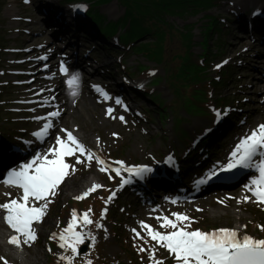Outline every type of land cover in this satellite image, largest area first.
Returning <instances> with one entry per match:
<instances>
[{
  "label": "rangeland",
  "instance_id": "1",
  "mask_svg": "<svg viewBox=\"0 0 264 264\" xmlns=\"http://www.w3.org/2000/svg\"><path fill=\"white\" fill-rule=\"evenodd\" d=\"M218 4H212L200 13L186 10L184 16L164 18L161 15L163 20L156 18L154 24L159 26L162 21H167L171 28L156 37L141 35L138 33L140 27L132 26L136 35L132 36L129 48L122 49L118 45V48L104 45L98 37L96 42L93 41V33L79 19L81 15L72 7V1L0 0V160L3 152L1 149L6 146V149L15 145L13 147L27 150L21 147L22 141L28 140V146L37 143L38 138L33 135L37 131L36 121H28L22 110L18 112L15 103L19 101L22 104L21 101H25L22 100L24 95L20 91L27 86L28 79L31 80L37 73L42 72L45 76L55 71H38V68L31 69L27 66L28 52L34 48L31 43L35 39L40 38L42 43L48 40L51 47L45 52L54 51V54L43 61L36 62L35 67L45 64L52 57L60 64L59 58L63 52L58 51L56 44L67 36V42L69 38L75 40L73 43L79 49L75 53L73 51L71 57L76 54L79 59L91 61L93 64L98 61L101 68L97 73L117 77L119 80L118 87L110 84V79L90 72L88 66L79 70L81 76L87 75L84 78L103 96V100L110 101L122 110L120 115L124 119L119 125L111 123L103 126L93 119L97 129L89 132L90 136H104L109 139L107 144L101 142L98 147L99 154L86 149L95 154L92 160L87 159V152L78 153L84 163L77 166V171L82 166H88L91 161L110 172L101 171L104 172V176L99 179L102 187L84 199L63 197L60 186L56 195L50 197L51 203L48 204L42 221L33 224L37 227L33 242H37L43 251L44 261L40 264H69L68 260L61 257L73 254L70 248L60 247L59 234L68 226L73 210L82 215L91 210L89 216L93 222L85 225L82 220H78L76 231L84 234L83 244H87V248L80 253V244L78 254L73 256L71 264H87L88 261L91 264H125L130 262V252L135 254L140 264H153L149 258L153 248L156 260L162 261V264H176L173 254L153 241L141 227V222H144L162 233L171 231L170 228H162V221L157 217L167 216L175 220L173 213H181L190 218L189 230L211 232L220 228H231L237 229L240 236L247 234L255 239H264V230H261L264 226V205L258 203L251 192L244 196L249 199L241 202L236 197H229L227 192L208 196L202 192L201 196L198 194L199 197L192 201L168 203L161 207L158 204L162 197L151 195L142 183L122 184V181L132 178L128 171L125 170L116 178L112 170L115 159H121L125 169L131 164L141 162L151 169L144 173L145 177H153L172 168L175 164L174 158L178 162L188 157L189 150L192 147L198 148L201 139L206 141V133L211 132L206 150L198 153L204 159L197 164H186V170L179 174L184 183L192 182L213 168L211 162L228 158L240 140L247 136L244 129L252 128L254 121L253 127L256 129L264 124V75L259 74V70L264 69V47L260 44V35L259 38L255 36L252 26L249 27V32L240 33L239 21H235L240 14V22L246 25V15L252 13L257 8L255 6L264 7V0H221ZM127 5L128 1L122 4L118 0H111L105 4L92 5V8L104 14L105 19L113 21L129 10ZM177 5L187 8L182 3ZM134 6L139 10L138 5ZM136 10L131 14L135 17L130 21L140 22L142 26L140 18L143 15L139 18ZM257 14H260L259 9L254 15ZM260 16L264 18V15ZM56 29L62 30L57 32ZM57 37L60 40L56 41ZM110 41L114 44L115 40ZM112 51L113 58L110 57ZM119 63L126 68L128 78H124L127 73ZM71 69L69 66L66 71ZM250 72L252 78L244 82V75ZM16 79L22 82L17 83ZM188 85L197 90L204 88L207 99L202 104L206 109H192L190 99L184 95V88ZM124 89L131 91V94L126 90L121 92ZM83 91L90 94L86 84L83 85ZM161 100L164 109L157 104ZM70 122L71 118L67 119V124L62 128L67 129ZM223 128L226 129L221 131ZM183 130L187 135L183 134ZM13 131L17 134H8ZM182 134L184 137L189 136L187 142ZM224 134L226 136L220 137ZM231 145V151H223ZM30 149L16 157L28 160ZM76 157H71L70 165L76 166ZM97 157L105 162L104 165L98 162ZM87 173L86 168L80 172L81 175ZM115 183L122 186L123 196L107 203L106 196ZM129 187L134 191H141L143 195H134ZM182 187H186L185 184L177 183L175 189ZM14 191L17 193L19 189L15 187ZM13 197L12 194L1 196L0 201ZM142 201L150 203L144 204ZM29 203L38 206L42 202L30 200ZM146 207L149 210L146 211ZM219 207L221 210L225 209L227 215L219 217L210 212L211 209ZM235 212L246 215V227L240 222L241 227L236 228ZM98 224L102 227H98ZM133 229L140 236H136ZM53 234H56L55 237ZM92 237L95 238L94 241ZM33 242L28 246L34 245ZM140 248L145 251H140ZM0 264H5V260L0 259Z\"/></svg>",
  "mask_w": 264,
  "mask_h": 264
},
{
  "label": "snow or ice",
  "instance_id": "2",
  "mask_svg": "<svg viewBox=\"0 0 264 264\" xmlns=\"http://www.w3.org/2000/svg\"><path fill=\"white\" fill-rule=\"evenodd\" d=\"M46 58L42 57V59ZM61 71H66L63 65H61ZM77 81L78 76L73 75L69 84ZM117 103L120 101L117 100ZM108 112L111 113L112 109H109ZM59 115V111H53L48 113V117H36L38 120L48 119L49 122L45 123L33 135L37 138H43L52 126L50 118ZM120 119L123 120L124 118L121 116ZM64 131L66 132V139L60 136L56 137L58 147L53 146L44 154L38 153L32 160L22 164L19 169H12L3 181L7 185L22 189V196L19 200L11 199L7 203L0 204V209L6 210L4 220L18 233L9 239V243L13 245L19 246L22 242L28 244L35 241L34 222L42 221L48 204L51 203L50 197L56 195L59 186L76 170L75 166L67 163L65 158L72 157L76 153L84 154L87 152V159L92 160L95 155L87 151L71 131ZM257 155L264 157V124L259 125L250 135L240 140L232 151L228 164L223 166L220 171L258 168L259 177L252 180L254 187L247 185L246 187H249V190L253 192L257 202L264 205V159L256 164L254 157ZM97 160L101 165H104L105 162L102 159L97 157ZM76 162L84 163L79 156L76 157ZM107 170L105 167L100 168V171ZM125 170L135 173L137 176L151 171L146 166ZM114 171L120 175L121 169L116 168ZM214 175H216L215 171L210 173V177ZM124 183H128V181L125 180ZM100 187H102L100 184H93L75 199H84ZM6 195L8 194L6 193ZM114 196L115 192L108 199L111 200ZM244 199L248 200L249 197H244ZM30 200L42 203H39L38 206L35 203L30 206ZM89 212L78 217L76 211L73 210L71 221L59 234L60 247L70 248L73 256L78 254V246L84 243V234L76 231L78 219H81L85 225L91 224L93 221L90 219ZM173 216L175 220L167 216L157 217L158 220L162 221V228L172 229L166 233L157 231L144 222H141V227L153 241L173 254L176 264H264V239H255L247 234L240 236L237 229L231 228H220L211 232H204L199 229L189 230V217L181 213H173ZM97 226L102 227L99 224ZM261 230H264V226L261 227ZM133 232L136 230L133 229ZM55 235L53 234V237ZM21 236L24 238L23 241H21ZM136 236H140V233L136 232ZM92 239L94 241L95 238L92 237ZM139 250L145 251L144 248ZM73 256L61 257V259H66L71 264ZM149 258L153 264H162V261L155 259V248L151 250ZM5 264H7L6 261ZM87 264H91V261H88Z\"/></svg>",
  "mask_w": 264,
  "mask_h": 264
},
{
  "label": "bare ground",
  "instance_id": "3",
  "mask_svg": "<svg viewBox=\"0 0 264 264\" xmlns=\"http://www.w3.org/2000/svg\"><path fill=\"white\" fill-rule=\"evenodd\" d=\"M34 39L35 37L32 40ZM39 40L40 38L35 39L34 42L31 43V46L34 45V48H32V51L28 52L29 60L27 66L31 69L38 68V71L40 70L50 71L52 69H55V71L53 70V73L45 76L42 75V72L37 73L32 77L31 80L28 79L27 86L21 89L20 91L24 95L22 100L25 101H21L22 104H19V101L15 103L17 105L18 112L22 110L23 113L27 115L28 121L30 122L36 121L37 131H39L43 127V125L49 121L48 119L38 120L36 119V117H48V113L53 111H59L60 115L58 117L50 118L52 125L51 128L48 130L47 134L45 135V138L44 137L38 138L36 140L38 144H36L34 148L30 149L26 145V143L29 141L24 140L20 143V145L22 148H26L27 150H21L15 147H10L4 150L2 152V159L0 160L1 172H3L4 169L6 170L8 169V164H6L7 161L16 158L18 161V157L16 156L21 152H26L28 151V149H30L29 157H32V155H34L35 157L38 153L39 154L47 153L49 148H52L53 146L58 147V145H56V137L60 136L61 138L66 139V136L62 133V126L67 124V119L69 118H71V122H70L71 125H69L67 130L71 131L73 135L77 137V139L85 146V149H89L90 151H95L97 153H98V147L100 146L101 142H106L109 139V137L105 138L104 136H100V138H96L90 136L89 132L97 129L96 128L97 126L94 123L93 119L97 122V124L102 126L111 123H114L115 125L117 124L119 125L123 123V120L120 119L121 117L120 113H122V110L119 107L113 105V103H111L110 101L103 100V96L97 93V91L94 89V87L90 84V82L87 79H84V77H87V75H83L80 79L79 70L71 69L68 72H64V71L62 72L61 65L53 60L55 57H52V59L48 60L45 64H39L37 67H35L34 65L36 64V62L44 60L42 59V57H49L51 56V54H53V50H51L49 53L45 52V50L48 47H51L50 45H48L49 43L48 40H46L44 43L40 42ZM57 45H59L58 48L64 52L63 55L66 56L70 64L76 65V63H78L79 58L77 56L70 57L69 54L70 42H67V40L65 39L62 40L61 43L59 42ZM72 65H70V67H73ZM82 65L91 67L92 68L91 71H94L93 69H96V65L93 64L91 61H83ZM73 75L78 76V81L73 84H69V80L72 78ZM250 78H252L251 72L245 74L243 80L245 82V80H248ZM15 81L17 83L22 82V80L20 79H16ZM111 83L118 84L119 83L118 78L113 77ZM84 84H86V86L89 88L90 94H86V92L83 91ZM23 105L27 107H24ZM109 109H112L111 113L108 112ZM91 114L92 117H90ZM254 125H255V121L251 125L252 128L248 130L247 129L243 130L244 134L250 135L251 132L256 129L255 127H253ZM35 137L33 136L34 139ZM105 144H107V142ZM227 150L228 149H225L224 151ZM229 150L231 151L232 148ZM231 153L228 157L231 156ZM75 156H79L78 153H76ZM65 159L66 162L69 163L71 157H66ZM117 162H121V159L113 160L112 165L114 169L112 170L114 171L116 168H120L121 169L120 174H121L125 171V168L122 163H117ZM24 163L25 162L22 163V161H19V165H22ZM79 164L80 163L76 162L75 172H73L69 177H67L65 181L60 185L61 194L63 195V197L80 196L82 193L87 191L93 184H100L99 179H101L104 176V172L100 171L101 167L95 163H91V161L89 164H87L88 166L86 167L82 166V169L80 171H77V166ZM171 167H172L171 169L175 174L171 175V177L167 175L165 177V181L160 184L161 187L158 190L164 187L165 184L170 180H172L178 173V169H176L174 165H172ZM84 168H86L88 173L85 175H81L80 172H82ZM11 169H19V168H15L13 166L11 167ZM113 173L116 178L119 176L116 174L115 171ZM231 177L232 176H230V178ZM177 178H179V175L177 176ZM128 181H132V179L129 178ZM157 187L158 185L153 190L151 188H149V190H152V192L156 194ZM249 187L252 186L250 185ZM249 187H246V189L244 190L238 191L236 186L235 187L236 189L234 188V190L227 192L229 193L228 196L236 197L237 201H242L244 195H247L249 191ZM227 190L228 189L222 191H227ZM113 192H115V196L111 200H109L108 198L109 196L112 195ZM6 193L7 194L11 193L14 196L12 199L19 200L22 196L21 190H19L18 193L14 192V186L7 185L4 183L0 184V197L5 196ZM122 194H123L122 186L115 183L114 186L112 187V191H110L109 195L106 196V202L108 203L113 200L120 199L122 197ZM166 198L167 197L165 196L163 197L160 203L161 207H164V205H168V203H172L166 201ZM10 200H1L0 204L7 203ZM29 205L31 206L32 204L29 203ZM113 207L115 209V205H113ZM221 209H222L221 207L213 208L211 209L210 212L213 213L215 216H219V217H222L223 215H227L226 214L227 211L225 209L223 210ZM145 210L146 211L149 210V207H146ZM5 215L6 213L4 209L3 210L1 209L0 210V257H2L3 260L7 261L8 264L42 263L44 261L43 251L42 248H40V246L37 245L38 244L37 242H33L34 245H31L30 247L28 246L29 243L24 244L22 242L20 244V248H22L23 250L21 251L20 254L16 253L14 249L15 245L9 243V239L13 235H18V233H16L15 230L12 229L6 223V221L4 220ZM77 216L82 217V214L77 213ZM234 216L236 217V221H237V223L235 224L236 228H240L242 223H244L246 227L248 222L246 215H244L243 213L238 214V212L237 213L235 212ZM78 220L80 221L81 219ZM33 227L37 229L36 226L33 225ZM21 238L23 241L22 236Z\"/></svg>",
  "mask_w": 264,
  "mask_h": 264
},
{
  "label": "trees",
  "instance_id": "4",
  "mask_svg": "<svg viewBox=\"0 0 264 264\" xmlns=\"http://www.w3.org/2000/svg\"><path fill=\"white\" fill-rule=\"evenodd\" d=\"M64 1L86 3L87 11L82 16V19L86 22L87 26L91 29V31L99 37L102 36L104 38H107V40H109L113 36L116 37L118 45L123 48H126L131 42L132 36L136 35L134 34L133 27H140L138 33H140L141 35H152L156 37L158 34L160 35V33L171 28V24L167 21H162V23L157 26L156 24H154V20H156V18H159V20L161 21L163 20V17L165 18L168 16H184L185 13H187V11L189 10H196V13H200L203 10L210 8L212 4L218 5V3L220 2V0H118L122 4L128 1L129 5H127V8L129 7V10H126L124 14H122L118 19L112 21L105 19L106 16L104 14L98 12L97 10H95V8H92V5L105 4L110 2L111 0ZM177 3L185 4L187 5V8L180 7L177 5ZM134 5H138L139 10H136ZM135 10L137 11L136 13L139 18L141 15L144 16L140 18L142 21V26L140 22L130 21L135 17L131 15L134 13ZM161 15H163V17ZM121 30H124L125 33H123V31L121 32ZM85 37H87L86 34ZM135 44L137 45L136 41ZM140 51L141 53L143 52V50ZM140 70L142 71L141 68ZM203 91L204 88L197 90L193 89V86L189 85L184 88V95H186V97L190 99V105L192 109L195 110L196 108L198 109V111L199 109L202 111L203 109L207 108L204 104H202V102L207 99V96ZM157 104L159 107L163 108L162 100L161 102L158 101ZM202 107L204 108L202 109ZM183 132V134H186L184 130ZM183 134L182 137L186 141L188 136L184 137ZM128 259L130 262H126L125 264H140L139 260L136 258L133 252H130V254H128Z\"/></svg>",
  "mask_w": 264,
  "mask_h": 264
},
{
  "label": "water",
  "instance_id": "5",
  "mask_svg": "<svg viewBox=\"0 0 264 264\" xmlns=\"http://www.w3.org/2000/svg\"><path fill=\"white\" fill-rule=\"evenodd\" d=\"M86 244H83L80 248H79V252L82 253L86 250Z\"/></svg>",
  "mask_w": 264,
  "mask_h": 264
}]
</instances>
